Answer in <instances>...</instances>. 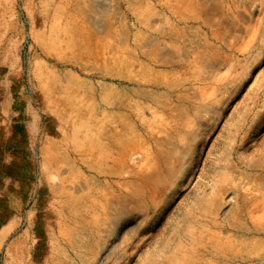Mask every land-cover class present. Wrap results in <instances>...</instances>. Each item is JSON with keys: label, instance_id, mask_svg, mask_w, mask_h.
<instances>
[{"label": "rangeland", "instance_id": "rangeland-1", "mask_svg": "<svg viewBox=\"0 0 264 264\" xmlns=\"http://www.w3.org/2000/svg\"><path fill=\"white\" fill-rule=\"evenodd\" d=\"M137 2L78 23L87 43L66 0H0V264H264V0ZM119 89L145 123L134 179L99 147ZM128 191L136 224L113 232L100 199Z\"/></svg>", "mask_w": 264, "mask_h": 264}, {"label": "bare ground", "instance_id": "bare-ground-1", "mask_svg": "<svg viewBox=\"0 0 264 264\" xmlns=\"http://www.w3.org/2000/svg\"><path fill=\"white\" fill-rule=\"evenodd\" d=\"M66 1H67V8L66 9H67V12L70 13V16H68V20H70L69 22H73L74 27H75L74 30L73 29H70V30H73L74 34H76V36L77 35L79 36V34L81 36H83L84 40H87V43H89V41L92 40L93 36L85 28H84L85 31L83 29H80L81 27L78 26V23L79 24H80V22L83 24L84 23H91L92 25L95 26L96 29H98L99 31H102V30H104L103 25H102V23H103L102 16L111 10H116L119 12V10H121V8L123 6L122 4L124 3V1L128 2L131 5L132 9L140 11V6H139L137 0H66ZM181 1H182V4L185 2V0H180V2ZM190 1L194 5V7H197L199 9H203L205 6H207V8L211 7V6H209L210 0H190ZM181 6H183V5H181ZM182 16H184V15H182ZM231 22L232 21H229V23H231ZM92 25H91V27H92ZM70 28H71V26H70ZM73 31H72V33H73ZM227 33H228V30L224 26L220 27L219 31L213 32V34L215 36H217L219 40H221V41L224 40V42H226V40H227V37H225ZM69 38H71V37L69 36ZM204 38H206V41L207 40L209 41V39H207V36H205ZM136 40H137L136 41L137 47L141 50L142 53H144L146 55L149 54V50H148L149 48L148 47L150 45H152V47H154L156 43H160L159 40H157V38H152V37L148 38L147 40H143L142 38H140L138 33L136 34ZM208 41H207V43H209ZM210 45L212 46L211 42H210ZM210 45L208 44V46H210ZM154 50H155V48H154ZM155 51L157 52V50H155ZM199 52L201 53L202 50H199ZM201 57H202V55H201ZM201 60L209 63L208 64L209 68H212V69L215 68L219 62V61H216V62L213 61L212 58H210V57L207 59L205 57H203ZM57 77H58V75H57ZM71 79L75 80V78H73V76H71ZM61 83H62V81H61ZM153 83H155L158 86L161 85V83L158 81H153ZM59 85H60V83H59ZM123 91H124L123 89L116 90V92H113V91L107 92L105 90V94L102 97L104 99L105 103L99 104L98 108H96L98 111V118H99L97 121V129H98L97 132H98L100 151H106L107 158H111L112 161L115 162V164L117 166L118 165L121 166L122 170H124L123 172L121 171L122 173L118 172V174L124 175L126 173L127 174L126 176H128L126 178L134 179V178H139L140 176H145L146 173L144 174L143 171H140L139 168L137 167V165L135 163H133L134 162L133 160L135 158L133 156L134 152H133V150H130V148H128V145H125L128 141L127 128H131L132 131H134V133L137 135L140 132V130L139 131L137 130L138 129L137 128L138 121L140 122L141 125L142 124L144 125L145 123H144V118L139 113H138L139 118L138 119L136 118L135 119L136 121H134L132 119V117H131V119L129 118L133 114L128 113L125 109H129V110L134 111L135 106L126 102V98H125L126 95H125V92H123ZM140 93L146 94L147 89L140 88ZM103 99H101V100H103ZM76 103H78V101ZM177 108L175 110H177ZM133 113L135 114V112H133ZM82 127L85 129V132L89 133L90 130H93L94 125L90 122H85ZM76 131H78V129ZM135 131L138 133H136ZM136 146L137 145L135 144V147ZM114 147H117L119 149H116ZM114 149H116V151ZM60 152H62V151H60ZM67 156L69 157V154ZM115 173L116 172H114V171L112 172V174H115ZM95 182H92V183H95ZM110 182H108L109 185H107V186L104 185V187H109L110 185H112V184H110ZM133 184H131V180H127V179L124 182H121L122 187H124V189H126V190H129V188L131 190V186H133ZM74 190H75V188H74ZM132 193L135 194L134 192H132ZM82 202H84V201H82ZM136 202H138V200L136 201L135 197H133L132 194L129 193V191H128V193L124 192L122 194H118V193L117 194H114V193L110 194L108 192L105 193L104 196L100 199V204H99V208H100L99 219H101V225L107 224V225L111 226L113 232H117L121 229H124L127 232L130 229L133 230V227L136 224L134 221H132V219L134 217L133 215L135 214V212H137L136 211V208H137ZM138 213H137V215H138ZM141 222L142 221H140V224H141ZM27 258H29V257H27ZM100 262H101V260H100Z\"/></svg>", "mask_w": 264, "mask_h": 264}]
</instances>
